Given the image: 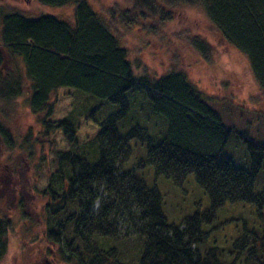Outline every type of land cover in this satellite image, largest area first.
I'll use <instances>...</instances> for the list:
<instances>
[{
    "label": "trees",
    "instance_id": "obj_1",
    "mask_svg": "<svg viewBox=\"0 0 264 264\" xmlns=\"http://www.w3.org/2000/svg\"><path fill=\"white\" fill-rule=\"evenodd\" d=\"M36 1L51 7L73 4L75 22L51 15L30 19L20 11L0 8V100L10 102L28 89L30 109L43 128L42 139L53 142L60 133L69 144L68 150L57 152L55 168L42 191L45 236L60 247L61 259L66 264H238L245 249L247 259H253L256 250L246 243L245 233L234 243L229 261L210 236L221 226L214 224L226 203H252L264 219V189L255 191L264 165V145L246 138L250 169L235 166L226 151L235 131L221 123L185 73L171 71L158 80L137 76L127 48L88 0ZM162 1L131 0L118 21L131 26L150 17L164 19ZM165 1L200 7L222 37L247 57L264 92V0ZM192 46L208 55L204 41L193 39ZM5 53L22 61L24 76L5 67ZM61 88L73 89L96 103L87 112L99 130L87 142L78 138L80 116L86 109L52 119V95ZM139 93L168 123L157 141L138 123L121 134V123L132 120L129 94ZM0 138L13 146L1 122ZM133 141L146 153L126 169ZM147 168L176 186L194 174L210 206L180 224L169 223L163 195L143 178ZM12 226L0 212V262L8 252ZM133 237L134 244H127V238ZM258 259L254 258L264 264Z\"/></svg>",
    "mask_w": 264,
    "mask_h": 264
},
{
    "label": "rangeland",
    "instance_id": "obj_2",
    "mask_svg": "<svg viewBox=\"0 0 264 264\" xmlns=\"http://www.w3.org/2000/svg\"><path fill=\"white\" fill-rule=\"evenodd\" d=\"M88 3L113 27L121 45L128 50L137 76L158 80L171 71L186 74L209 106L219 114L221 123L235 131L226 148L235 166L250 169L245 139L264 145V92L251 71L247 57L222 37L204 11L197 6L163 0L159 7L164 19L150 17L142 23L126 26L119 23L118 17L130 8L131 0H88ZM0 8L4 12L20 11L30 19L51 15L69 23L75 22L73 4L51 7L36 0H0ZM193 39L206 43L208 55L204 56L193 48ZM5 58L6 68L24 74L20 59H12L7 53ZM24 82L28 84L26 80ZM29 97V90L24 89L10 102L0 100V122L13 139V146L8 147L0 138V212L13 224L8 252L0 264H66L61 259L60 247L45 236L46 198L42 191L55 168L57 152L68 150L69 144L60 133L54 136L53 142L42 139L43 128L30 109ZM129 99L132 120L121 123V134H126L138 123L147 127L156 141L159 140L157 137L164 136L168 123L152 111L151 102L144 98L143 93L129 94ZM51 102L54 106L53 120L61 119L73 110L86 109L80 116L78 129L81 142H87L98 132L99 127L87 112L96 104L95 101L87 100L73 89L61 88L52 95ZM131 145L133 154L124 166L126 169L134 166L146 153L145 147L141 148L137 141ZM143 178L148 186L156 185L163 195V211L169 223L180 224L198 209L205 210L210 206V198L194 174H190L182 186H176L165 177L156 178L152 168L143 172ZM263 189L264 165L257 177L255 191ZM98 207L99 202L94 209ZM220 224V228L211 233L210 242L216 240L218 246L225 250L223 257L226 261L230 260L234 243L244 233L249 247H255L256 256L247 259L248 251L245 249L238 264H259L254 258L264 261V219L257 216L254 204L226 203L217 212L214 225ZM125 229L121 228V235ZM134 240L135 237L127 238L126 243L132 245Z\"/></svg>",
    "mask_w": 264,
    "mask_h": 264
}]
</instances>
